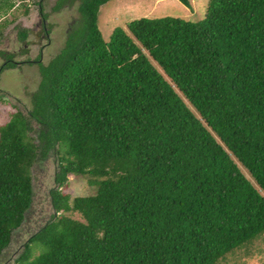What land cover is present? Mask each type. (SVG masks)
<instances>
[{
	"label": "trees",
	"instance_id": "16d2710c",
	"mask_svg": "<svg viewBox=\"0 0 264 264\" xmlns=\"http://www.w3.org/2000/svg\"><path fill=\"white\" fill-rule=\"evenodd\" d=\"M25 1L0 0V35ZM110 1H57L79 17L38 61L30 110L0 128V259L30 222L34 172L54 158V212L14 264H215L264 234V0H209L201 21L141 18L106 41ZM16 29L27 46L32 30ZM16 55L0 49L1 71ZM70 175L96 193L72 198Z\"/></svg>",
	"mask_w": 264,
	"mask_h": 264
},
{
	"label": "rangeland",
	"instance_id": "374dc122",
	"mask_svg": "<svg viewBox=\"0 0 264 264\" xmlns=\"http://www.w3.org/2000/svg\"><path fill=\"white\" fill-rule=\"evenodd\" d=\"M40 0H26L19 3L15 11L7 15L9 25L2 28L0 49L15 53L17 68H9L1 71L4 64L0 60V128L12 120L19 109L30 110L31 102L29 94L36 91L41 74L39 60L47 65L64 48L67 39V32L71 22L79 17L78 3L72 8L66 7L55 12L58 0H45L44 12L48 15L46 26H52V32L46 37L43 25L37 27L41 15L37 3ZM209 0H190L191 7H186L179 0H112L101 7L98 15V25L103 38L108 41L117 27H126L131 21L141 18H163L174 17L192 22H198L205 18ZM29 14L25 16V10ZM4 17V18H6ZM3 17L0 18L2 23ZM42 21V20H41ZM29 28L32 33L28 38V45L25 46L19 40V29ZM24 48L29 49V54L21 56ZM30 61V63H29ZM25 62V63H24ZM57 162L54 158L48 159L45 165L34 172V208L24 228L17 235V244L13 245L10 255L2 257L0 264H14L21 254L22 244L29 237L37 232L52 216L53 210L49 192L56 187L55 172ZM248 179L252 180L248 172L241 167ZM97 186L89 183V177L69 176V181L62 191L70 194L72 198L90 196L96 193ZM75 219H81L78 213H69ZM21 246V247H20ZM40 249H35L33 257L39 255ZM215 264H264V234L257 239L246 243L240 248L228 253Z\"/></svg>",
	"mask_w": 264,
	"mask_h": 264
},
{
	"label": "flooded vegetation",
	"instance_id": "af4514ba",
	"mask_svg": "<svg viewBox=\"0 0 264 264\" xmlns=\"http://www.w3.org/2000/svg\"><path fill=\"white\" fill-rule=\"evenodd\" d=\"M41 20H42V21H41ZM39 21H40V22H39L36 26H37V27H40V26L44 25L43 27L47 30L48 28H47V26H46V21L43 20L42 17H41V19H40ZM46 37H49V35H47Z\"/></svg>",
	"mask_w": 264,
	"mask_h": 264
}]
</instances>
